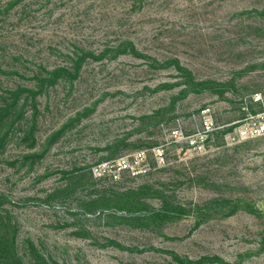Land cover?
Masks as SVG:
<instances>
[{
	"label": "rangeland",
	"instance_id": "obj_1",
	"mask_svg": "<svg viewBox=\"0 0 264 264\" xmlns=\"http://www.w3.org/2000/svg\"><path fill=\"white\" fill-rule=\"evenodd\" d=\"M16 92L0 236L22 264H264V136L165 141L264 95V0H0V109ZM138 151L145 171L114 176Z\"/></svg>",
	"mask_w": 264,
	"mask_h": 264
},
{
	"label": "built area",
	"instance_id": "obj_2",
	"mask_svg": "<svg viewBox=\"0 0 264 264\" xmlns=\"http://www.w3.org/2000/svg\"><path fill=\"white\" fill-rule=\"evenodd\" d=\"M243 116L228 125H218L210 107H204L188 117L191 133L184 130L181 119L175 120V128L167 133L166 144L180 145L187 153L200 154L220 133L226 144L232 145L248 139L264 136V95L256 93L244 99ZM157 160L163 161L164 150L161 146L154 149ZM115 168L114 176L127 173L136 177L145 171L144 151L135 152L120 158L109 165Z\"/></svg>",
	"mask_w": 264,
	"mask_h": 264
},
{
	"label": "trees",
	"instance_id": "obj_3",
	"mask_svg": "<svg viewBox=\"0 0 264 264\" xmlns=\"http://www.w3.org/2000/svg\"><path fill=\"white\" fill-rule=\"evenodd\" d=\"M83 59H80V61ZM80 61L77 63V66L74 69V74H69L70 77H74L75 74L78 73L80 67ZM179 70H182L180 67H177ZM68 71H65L63 69H55L53 71H51L49 74L51 75V80H57L59 77L63 76L64 73H66ZM72 77V78H73ZM186 91H183L182 94H185ZM17 92L13 93V99L11 101L10 104H5V107L0 109V152L4 151V149L6 148V145L9 142V136H10V132L12 131V129L14 128L16 122L13 115V110H14V106L16 105L18 98H17ZM15 95V97H14ZM17 118H21L22 117V111H17ZM111 199H105L104 197H100L97 198L94 203L93 201L91 202L93 205H105L108 202H113L115 205H119L120 202H123L124 197L122 196H118L115 195L114 197H110ZM1 202V201H0ZM91 204V205H92ZM90 205V206H91ZM94 209V207H92ZM92 211V210H90ZM160 215L156 214V215H152V217H156L158 218ZM178 260V259H177ZM210 260L209 258H202L199 261H189V260H185L186 264H200L203 263L205 261ZM0 264H22V260L21 258L17 255L15 248H14V240L12 239V241H7V240H3V237L0 236Z\"/></svg>",
	"mask_w": 264,
	"mask_h": 264
}]
</instances>
